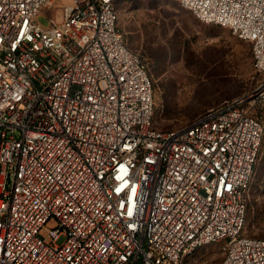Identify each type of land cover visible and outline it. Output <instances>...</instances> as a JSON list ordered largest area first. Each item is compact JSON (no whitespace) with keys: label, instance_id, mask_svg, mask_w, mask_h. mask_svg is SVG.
Returning a JSON list of instances; mask_svg holds the SVG:
<instances>
[{"label":"built area","instance_id":"obj_1","mask_svg":"<svg viewBox=\"0 0 264 264\" xmlns=\"http://www.w3.org/2000/svg\"><path fill=\"white\" fill-rule=\"evenodd\" d=\"M56 1L0 0V264H187L218 243L220 264H264L244 235L264 134L248 97L157 129L116 0ZM176 1L251 44L264 106V0Z\"/></svg>","mask_w":264,"mask_h":264},{"label":"rangeland","instance_id":"obj_2","mask_svg":"<svg viewBox=\"0 0 264 264\" xmlns=\"http://www.w3.org/2000/svg\"><path fill=\"white\" fill-rule=\"evenodd\" d=\"M66 3L69 0H60L54 6ZM116 5L126 43L144 62L153 81L157 129L187 125L208 110L240 97H248L245 107L260 117L264 129V106L250 99L259 76L249 80L242 75L245 64L253 68L249 42L228 28L199 21L176 0H117ZM61 16L54 7L42 8L36 20L47 27ZM260 151L247 197L244 235L264 239V138ZM224 255L222 244H210L193 252L186 262L220 264Z\"/></svg>","mask_w":264,"mask_h":264},{"label":"trees","instance_id":"obj_3","mask_svg":"<svg viewBox=\"0 0 264 264\" xmlns=\"http://www.w3.org/2000/svg\"><path fill=\"white\" fill-rule=\"evenodd\" d=\"M116 2H117V0H116ZM116 8H117V11H118L117 5H116ZM118 27L120 28V26H119V16H118ZM254 71H255V74H254ZM148 74H149V72H148ZM242 75H243V77L245 79H249V80L252 79V77L258 75L259 76V80H258L256 86L260 83V81L262 79L261 73L254 66V60H253V68H252V66L250 64L249 65L248 64L247 65L245 64V67L243 66V74ZM149 76H150V74H149ZM152 83H153V81H152ZM153 90H154V86H153ZM252 116L255 117L256 119H258L262 123L260 117L258 118V115L255 114V115H252ZM263 138H264V134H263ZM262 141H263V139H262ZM261 146H262V144H261ZM260 150H261V147H260ZM259 158H260V153H259V157H258V160H257L256 165H255V168H254V174H253L252 181H251V184H250V189H251V186H252V183H253V180H254V176H255V173H256V170H257V166L259 164ZM262 167L264 168V163L263 162H262ZM247 210H248V198H247ZM246 219H247V216H246Z\"/></svg>","mask_w":264,"mask_h":264}]
</instances>
